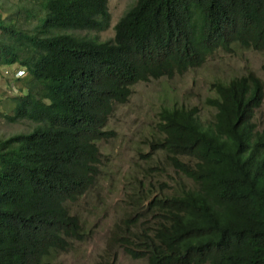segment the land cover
I'll use <instances>...</instances> for the list:
<instances>
[{"label":"trees","instance_id":"1","mask_svg":"<svg viewBox=\"0 0 264 264\" xmlns=\"http://www.w3.org/2000/svg\"><path fill=\"white\" fill-rule=\"evenodd\" d=\"M19 8L32 25L0 12V72L23 74L1 114L31 127L0 137V264H53L86 233L76 200L102 203L98 142L114 134L116 105L136 82L182 74L217 51H264V0H131L105 39L87 32L108 26L106 0ZM208 88L209 116L173 100L139 133L92 264H116L115 246L144 264H264V127L253 120L264 77L248 69Z\"/></svg>","mask_w":264,"mask_h":264},{"label":"rangeland","instance_id":"2","mask_svg":"<svg viewBox=\"0 0 264 264\" xmlns=\"http://www.w3.org/2000/svg\"><path fill=\"white\" fill-rule=\"evenodd\" d=\"M24 0H0L1 16L11 15L22 22V26H30L33 17L22 19L21 4ZM131 0H106L109 12L108 26L102 30H90L88 35L97 39H105L112 35V24ZM15 14V16H14ZM264 63V51L243 48L237 45L227 53L215 52L200 66L170 78L159 77L148 81H139L132 85V91L125 102L116 105L107 120L106 128L114 131L108 139L99 141V150L107 156L104 165L102 203L97 207V198L80 197L76 200V210L84 218L86 233L82 240L73 241L70 247L55 256L53 264H92L97 256L104 254L112 220L118 214L117 207L123 195L124 176L131 162L139 159L134 154L139 133L146 131L150 118L160 104H171L173 100L185 103H196L202 116H209L211 108L204 104V98L212 95L208 88L209 81L218 77L226 78L231 74H239L248 69L260 77H264L261 65ZM4 73V74H3ZM23 75L21 71L12 72L10 68L0 72V137L17 131H26L31 122L24 118L8 120L1 112L9 113L12 103L10 96L16 92L19 81L15 77ZM253 120L258 128L264 127V91L258 107L255 108ZM148 150L147 147H142ZM141 162H143L141 160ZM108 168L110 169L108 171ZM167 175L163 174V178ZM91 199H94L93 202ZM108 258L116 264H144L141 259L130 258L120 248L109 251Z\"/></svg>","mask_w":264,"mask_h":264},{"label":"clouds","instance_id":"3","mask_svg":"<svg viewBox=\"0 0 264 264\" xmlns=\"http://www.w3.org/2000/svg\"><path fill=\"white\" fill-rule=\"evenodd\" d=\"M18 71V70H17Z\"/></svg>","mask_w":264,"mask_h":264}]
</instances>
